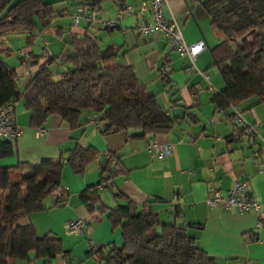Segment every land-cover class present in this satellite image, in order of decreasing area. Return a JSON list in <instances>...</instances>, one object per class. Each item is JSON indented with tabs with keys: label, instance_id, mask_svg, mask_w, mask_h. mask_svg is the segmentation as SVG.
Here are the masks:
<instances>
[{
	"label": "crops",
	"instance_id": "0c3cea01",
	"mask_svg": "<svg viewBox=\"0 0 264 264\" xmlns=\"http://www.w3.org/2000/svg\"><path fill=\"white\" fill-rule=\"evenodd\" d=\"M42 1L55 2V16L49 27L54 34L41 35L44 48L38 53L31 50L32 45L21 49L23 78L18 75L21 90L30 81L25 77L31 79L35 71L32 65H25V58L33 60L47 53L64 59L72 51L68 44L71 35L87 34L97 39L101 49L120 47L119 60L134 67L142 85L155 95L160 107L178 121L169 133L133 139L126 132L104 134L108 123L98 120L92 124L91 114L87 115L86 125L74 130L60 116L52 115L40 127L45 132L39 135L38 128L30 126V114L24 105L21 111L16 108L21 134L14 143V155L0 160V166L13 167L21 162L54 158L61 152L66 155L80 144L92 146L101 154H115L127 171L116 176L112 188L107 189L100 185L102 158L88 166L83 176L75 175L68 167L63 169L62 184L45 201L46 210L29 217L39 237L51 232L62 240L67 256L65 260L59 256L51 263L97 264L87 256L89 250L108 244L120 248L123 244L121 230L112 227L108 214L130 203L141 206L148 200L159 199L160 202L152 203L151 209L160 221L186 230L217 264H264V104L255 105L257 99L254 97L220 110L213 103V93L222 90L224 84L219 71L212 65L210 51L218 39L210 33V18L201 5L205 0H196V3L168 0L164 13L168 20L175 19L181 25L188 43H205V48L196 56L195 65L207 74L208 80L200 74L188 73V57L172 51L163 35L138 34L136 16L124 15L118 19L121 6L112 0H103L99 11L82 5L80 0ZM141 1L125 0L124 5L137 7ZM81 6L92 19L82 17L77 24H70L65 18H70ZM93 18L114 20L117 26L99 27ZM59 22L67 24L55 25ZM53 35L58 38L53 39V43L58 42L50 48ZM164 66L168 67L167 73L162 70ZM234 111L255 126L256 137L241 134L232 117ZM153 143L170 144L173 152L162 160L151 158L147 147ZM235 179L248 182L250 195L259 204L258 211L240 213L207 205L210 194L214 191L224 193ZM92 187L99 188L106 211L101 212L98 204L90 208L81 200V193ZM114 193L121 197H114ZM57 201L62 203L54 205ZM76 220L85 223L83 233L66 230V223ZM31 264H43V261Z\"/></svg>",
	"mask_w": 264,
	"mask_h": 264
},
{
	"label": "trees",
	"instance_id": "16d2710c",
	"mask_svg": "<svg viewBox=\"0 0 264 264\" xmlns=\"http://www.w3.org/2000/svg\"><path fill=\"white\" fill-rule=\"evenodd\" d=\"M112 1L121 7L125 3ZM102 2L80 0L95 11ZM54 4L0 0V106L11 99L23 101L32 128H40L50 116L58 115L74 130L86 125L91 114L96 121L108 123L104 134L126 132L137 139L171 132L177 119L160 107L155 95L136 77L134 67L119 60L121 48L101 49L97 39L87 34L71 35L68 44L72 51L64 59L44 54L28 58L38 72L32 74L25 89H20L17 72L4 60L11 50L1 37L22 30L27 33L26 45H33L49 29ZM201 5L218 39L210 52L212 65L224 84L222 90L213 93V103L220 110L254 97L255 105L264 104V0H205ZM14 153L13 142L0 141V160ZM64 154L13 167L0 166V264L40 260L52 264L59 256L65 260L62 240L51 232L39 237L29 220L31 214L46 210L45 201L62 184L65 167L83 176L88 166L102 158L100 185L107 189L112 188L116 176L127 173L115 154H101L92 146L76 144ZM114 197L121 195L114 193ZM80 198L90 208L98 204L101 212L107 210L98 187L85 189ZM153 202L160 200L112 210L107 218L112 227L120 228L122 247L108 244L92 248L87 256L97 264H217L186 230L163 224L151 209ZM155 227L160 228L159 233H154Z\"/></svg>",
	"mask_w": 264,
	"mask_h": 264
},
{
	"label": "built area",
	"instance_id": "2783aa9c",
	"mask_svg": "<svg viewBox=\"0 0 264 264\" xmlns=\"http://www.w3.org/2000/svg\"><path fill=\"white\" fill-rule=\"evenodd\" d=\"M196 3V0H191ZM168 0H142L137 7L132 5H124L119 8L117 18L120 19L124 15H134L138 21L135 30L140 35L161 34L167 38L170 48L181 57H188L190 65L187 71L190 74H200L205 80L208 76L205 72L200 71L195 65L196 56L200 51L205 48L203 41L188 43L183 35L181 25L175 20H168L165 17V7ZM87 17L92 19L84 7H78L73 15V22L77 24L80 18ZM99 27L114 28L117 26L116 21L110 19L93 18ZM25 55V53H22ZM44 55H48L44 53ZM25 65L30 66L31 61L25 60ZM163 72H168V67L162 68ZM38 72L34 71V73ZM212 90V86L209 87ZM18 99H11L2 106H0V141L13 142L21 134L20 126L17 122L16 106ZM231 107H235L232 105ZM233 120L240 129L241 133L246 136H257V130L254 125L248 123L242 115L234 111ZM92 124L96 123V118L92 116L89 120ZM45 130L38 128V134L43 135ZM191 141L193 137L190 138ZM148 154L151 158L158 160L164 159L166 156L173 152V147L170 144L153 143L147 147ZM210 208L220 207L223 210H236L240 213L256 212L259 209L258 202L250 195V188L247 181L235 179L232 186L224 193L214 191L206 200ZM69 233H83L85 223L82 220L69 221L65 225Z\"/></svg>",
	"mask_w": 264,
	"mask_h": 264
},
{
	"label": "rangeland",
	"instance_id": "374dc122",
	"mask_svg": "<svg viewBox=\"0 0 264 264\" xmlns=\"http://www.w3.org/2000/svg\"><path fill=\"white\" fill-rule=\"evenodd\" d=\"M65 19L70 20V24H71V22H73V15L70 18L66 17ZM57 24H61V25H64L65 24L64 26H66L67 23H65V22H63V23L59 22V23H56L55 25H57ZM51 32H53V34H54V31L52 29H48V30L43 31L41 33V35H43V34L50 35ZM210 33L215 36V34L212 31L211 27H210ZM26 35H27V33L25 31L16 30V31H10V32L6 33L5 35H3L1 37V42L3 43V45L5 47H7L8 49L11 50V54L10 55H4V60L6 61V63L8 64V66L10 68H13V69H15L17 71L18 75L21 78H23V76L21 75L22 72H23V64L21 65V62H20V59H19V53H20V51H21L22 48H25V49L28 48V47H26ZM41 35L36 39V41L34 42V44L31 46V48H32L31 50L34 51L35 53H38L40 49L44 48V45H43V43L41 41V38H40ZM49 37L52 38L51 36H49ZM55 38H57V36L53 35V38L50 39V45H49L50 48H53L54 45H55V43L58 42L56 40L53 43V39H55ZM46 48L48 49V47H46ZM25 80L26 81L27 80L29 81L30 80L29 76H26L25 77ZM17 104H19L21 106V107H18L17 106L16 107L17 110L21 111L22 109H24L22 107V105H23V102L22 101L18 100V103ZM154 230H157V233L160 232V228L159 227H155L153 229V231ZM150 235H153L152 232H151Z\"/></svg>",
	"mask_w": 264,
	"mask_h": 264
}]
</instances>
